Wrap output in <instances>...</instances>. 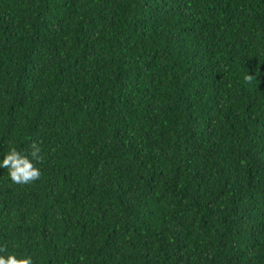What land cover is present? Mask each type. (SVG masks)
<instances>
[{"label":"trees","instance_id":"16d2710c","mask_svg":"<svg viewBox=\"0 0 264 264\" xmlns=\"http://www.w3.org/2000/svg\"><path fill=\"white\" fill-rule=\"evenodd\" d=\"M34 142L0 254L264 264V0H0V154Z\"/></svg>","mask_w":264,"mask_h":264},{"label":"clouds","instance_id":"9594fccd","mask_svg":"<svg viewBox=\"0 0 264 264\" xmlns=\"http://www.w3.org/2000/svg\"><path fill=\"white\" fill-rule=\"evenodd\" d=\"M30 147L31 151H21L13 146L0 154V169H7V174L13 183L28 184L41 176V169L37 165L42 160V148L36 142ZM3 251L0 249V253ZM0 264H33V262L31 257L11 252L6 255L0 254Z\"/></svg>","mask_w":264,"mask_h":264}]
</instances>
